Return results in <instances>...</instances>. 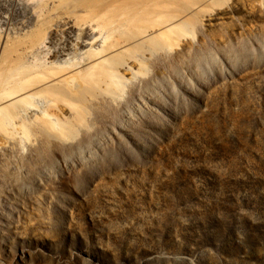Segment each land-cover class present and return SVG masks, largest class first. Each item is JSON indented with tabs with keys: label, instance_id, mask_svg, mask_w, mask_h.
Listing matches in <instances>:
<instances>
[{
	"label": "rangeland",
	"instance_id": "374dc122",
	"mask_svg": "<svg viewBox=\"0 0 264 264\" xmlns=\"http://www.w3.org/2000/svg\"><path fill=\"white\" fill-rule=\"evenodd\" d=\"M207 16L83 159L0 169V264H264V0Z\"/></svg>",
	"mask_w": 264,
	"mask_h": 264
},
{
	"label": "bare ground",
	"instance_id": "6f19581e",
	"mask_svg": "<svg viewBox=\"0 0 264 264\" xmlns=\"http://www.w3.org/2000/svg\"><path fill=\"white\" fill-rule=\"evenodd\" d=\"M208 1L0 0V169L27 175L42 157L41 177L83 159L95 117L120 110L146 62L226 0Z\"/></svg>",
	"mask_w": 264,
	"mask_h": 264
}]
</instances>
